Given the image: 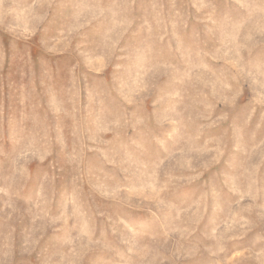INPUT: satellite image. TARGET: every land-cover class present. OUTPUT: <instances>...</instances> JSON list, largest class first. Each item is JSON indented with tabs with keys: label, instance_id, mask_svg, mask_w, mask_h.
Here are the masks:
<instances>
[{
	"label": "rangeland",
	"instance_id": "obj_1",
	"mask_svg": "<svg viewBox=\"0 0 264 264\" xmlns=\"http://www.w3.org/2000/svg\"><path fill=\"white\" fill-rule=\"evenodd\" d=\"M0 264H264V0H0Z\"/></svg>",
	"mask_w": 264,
	"mask_h": 264
}]
</instances>
